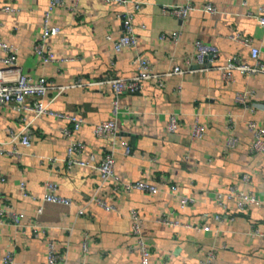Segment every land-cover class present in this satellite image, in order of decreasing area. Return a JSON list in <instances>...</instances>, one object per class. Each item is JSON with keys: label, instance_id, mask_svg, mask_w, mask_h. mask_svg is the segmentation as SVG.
Returning <instances> with one entry per match:
<instances>
[{"label": "crops", "instance_id": "1", "mask_svg": "<svg viewBox=\"0 0 264 264\" xmlns=\"http://www.w3.org/2000/svg\"><path fill=\"white\" fill-rule=\"evenodd\" d=\"M128 1L63 0L49 17V25L60 29L48 38L56 60L43 63L33 46L42 33L48 0H0V6L19 9L0 11V39L17 48L19 71L34 80L44 78L55 87L44 97L50 109L83 117L72 138L85 147L72 157L87 162L86 166L67 169L70 139L61 133V128L71 126L67 119L35 117L33 112L9 104L0 106V147L11 149L6 143L11 132L25 128L30 134V146L16 145L18 156L0 153V175L4 178L0 180V204L24 215L21 226L9 221L0 224V257L11 252L15 263L46 264L47 243L52 240L57 251L65 255L66 264L82 260L86 264H139L137 251L128 249L135 241L128 214L135 208L144 218L142 235L150 247L151 264H198L209 248L215 250L217 264H264V238L250 234L253 227L264 232V153L250 152L252 139L244 123L251 119L264 127V110L249 111L234 102L236 92L247 91L251 100L264 103V73L234 71L233 81L225 82L216 68L233 55L244 63H254L249 47L230 37L235 34L251 39L264 64V29L255 18L264 0H190L198 7L212 3L216 13L194 10L183 20L168 6L184 0ZM133 1L142 4L134 10ZM126 12L133 14L137 45L115 51L113 43L123 32L120 15ZM178 30L181 37L174 43L170 33ZM161 33H165L164 39L159 38ZM196 40L218 48L213 69L165 75L162 86L149 79L142 91L120 95L118 144L113 149L107 138L93 134L96 123L112 117L113 95L107 83H87L136 75L137 54L148 59L153 73H167L173 66L187 70L188 61L194 62ZM3 55L0 51V58ZM170 112L178 117V128L172 133L165 129ZM227 113L232 114L233 133L239 137L231 150L224 147ZM195 114L205 125V133L192 140ZM122 141L130 145L129 153ZM106 150H112L114 171L122 181H147L158 187V193L114 190L115 182L109 180L97 194L115 210L87 203L99 183L96 165ZM52 157L54 162L48 160ZM245 172L250 175V184L239 186L261 200L262 206L250 205L238 212L235 204L229 203L222 209L217 193L226 191ZM48 181L57 184L59 195L71 199L70 205L41 202ZM21 183L36 200L22 196ZM167 183L176 184L181 195L192 196L195 202L180 209ZM38 206L42 207L40 214ZM79 209L83 211L78 213ZM162 214L181 222L204 223L213 234L157 222ZM215 214H222L221 222L213 218ZM32 224L44 232L36 233ZM85 234L88 253L83 257Z\"/></svg>", "mask_w": 264, "mask_h": 264}, {"label": "built area", "instance_id": "2", "mask_svg": "<svg viewBox=\"0 0 264 264\" xmlns=\"http://www.w3.org/2000/svg\"><path fill=\"white\" fill-rule=\"evenodd\" d=\"M78 1V0H75ZM105 2H114L116 4H125L130 2L128 0H103ZM63 0H48L47 7L43 11L42 21V33L40 39L35 42L33 50L36 55L39 56L43 63L54 61L53 52L48 45V38L59 33L58 26L49 25V17L51 11L62 5ZM141 2L133 1L132 7L134 10L141 6ZM169 11L176 16L178 19L183 20L187 15L194 10H202L206 13H216V8L212 3H205L202 7L196 6L190 0H184L181 4H173L168 6ZM19 9L10 5L0 6V11L4 12H15ZM123 32L120 37L113 43L115 51H119L123 47H136L137 37L134 33L133 28V14L131 12L122 13L120 15ZM258 24L264 29V3L258 7V12L255 15ZM165 33L159 35L160 39L165 38ZM181 37V32L172 31L170 38L174 43H177ZM232 39H235L247 47H249L250 56L254 60L253 64L244 63L240 60L239 56L233 55L227 59V62L216 67L219 69L221 79L225 82L233 81V72L238 71L239 73H264V64L259 60L260 49L252 44L249 37H241L237 34L234 36L230 35ZM194 62L188 61L189 69L183 70L178 66H173L170 71L163 74L153 73L148 59L140 54L136 55L137 60V73L130 77H118L110 78L99 82H89L87 85L107 83L112 91V117L107 120L96 123L93 127V134L99 138H107L112 149L118 144L117 138V114L119 109V97L123 93H137L142 91L143 84L149 79H155L159 86H162L161 77L165 75H179L190 71H208L213 69V62L218 56V48L212 44H206L199 40L194 41ZM0 51L4 55L0 58L4 67L0 68V106L11 105L14 109L31 111L35 117L40 115H49L58 118L67 119L70 123V127L61 128V133L64 137L70 139L67 147V159L66 166L70 170L74 165L86 166L87 162L78 160L72 157V154L80 153L85 144L82 141H77L72 138L73 132L77 131L84 120L81 115L78 114H64L54 111L49 108V103L44 101L45 94L48 89L55 88L48 83L44 78H38L36 80L23 74L16 67L17 60V48L12 44H9L0 39ZM192 64L194 67L192 68ZM80 85L78 82H76ZM59 88V87H57ZM61 88V87H60ZM180 90V87H177ZM234 102L240 105L243 109L249 111L264 110V103L251 100V95L247 91H238L235 94ZM226 131L227 136L224 141V147L226 150H231L239 143V137L233 133L234 123L232 121V114L227 113ZM245 128L251 136L250 152L255 154L264 153V127L257 126L255 121L248 119L244 121ZM178 128V117L174 112L168 113L166 122V131L174 132ZM205 133V125L200 121L199 115L195 114L193 118V124L190 132V138L192 140L201 139ZM12 145L11 149H3L0 147V153H5L12 156H18L16 145L20 144L23 146H30V134L25 131V128L19 132H11L9 140L6 142ZM0 144H3L0 142ZM120 144L124 147L126 153L130 152V145L122 141ZM48 160L54 162L55 157L48 158ZM114 157L112 150H106L103 153L100 162L96 165V169L99 173V183L94 193L88 198L87 203H93L104 209L105 211H114L115 206L108 203L106 200L98 196V190L104 186L109 180H113L114 190H121L124 192L131 191H142L151 194L158 193L159 189L156 185L147 181H122L120 177L114 171ZM0 180L4 178L0 175ZM239 184L248 186L250 184V175L248 173H242L239 179L235 183H231L227 190L224 192L217 193L218 204L222 209H227L229 203L235 204V209L238 212L244 211L248 206H262V201L255 197L250 191H246L240 188ZM169 193L178 199V205L180 209H185L189 205L195 202L194 197L189 195H181L178 191V187L174 183H167ZM21 194L23 197H30L36 200V197L28 194L24 189V184L20 185ZM41 202L45 203H56L62 205H70L71 199L68 197L61 196L57 193V184L51 181L45 182L44 193L40 197ZM83 209H79L78 213H81ZM37 214L42 212V207L38 206L36 209ZM130 219V232L134 238V244L129 245L130 251H137L139 255V264H151L150 263V247L145 242L142 235V225L144 218L139 214L137 209L131 208L129 210ZM24 215L22 213L13 212L5 204H0V224L4 222H11L15 226H21ZM213 218L221 222L222 214H215ZM157 222L167 224L173 227H189L194 228L204 234H213V230L204 223H190L181 222L176 219H171L168 214H162L156 218ZM33 230L36 233L44 232L38 225L32 224ZM251 235H258L264 238V232L259 231L258 228L253 227L250 230ZM88 235L85 234L82 239L81 249L83 257L88 253ZM215 250L209 248L205 251L203 259L198 261V264H217L214 261ZM46 264H66L65 255L60 254L55 246V243L51 240L47 243V254ZM0 264H18L14 262L11 252H7L4 256L0 257ZM79 264H86L84 260L80 261ZM182 264H188L183 262Z\"/></svg>", "mask_w": 264, "mask_h": 264}]
</instances>
